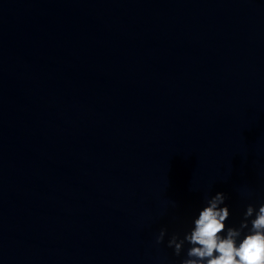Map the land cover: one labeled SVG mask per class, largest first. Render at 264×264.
<instances>
[{"label": "clouds", "instance_id": "9594fccd", "mask_svg": "<svg viewBox=\"0 0 264 264\" xmlns=\"http://www.w3.org/2000/svg\"><path fill=\"white\" fill-rule=\"evenodd\" d=\"M224 193L206 197V205L192 221L191 229L172 234L168 247L180 256L184 245L189 247L181 264H264V204L258 209L249 204L239 226H228L230 216ZM254 217V218H253ZM161 229L156 243L161 244L166 235Z\"/></svg>", "mask_w": 264, "mask_h": 264}]
</instances>
